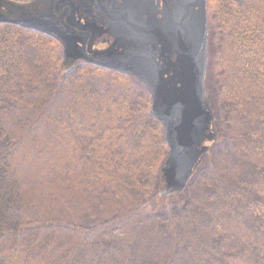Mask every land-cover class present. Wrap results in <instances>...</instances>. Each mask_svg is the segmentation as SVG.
Returning a JSON list of instances; mask_svg holds the SVG:
<instances>
[{"label":"trees","instance_id":"obj_1","mask_svg":"<svg viewBox=\"0 0 264 264\" xmlns=\"http://www.w3.org/2000/svg\"><path fill=\"white\" fill-rule=\"evenodd\" d=\"M207 2L222 141L155 211L149 91L86 61L62 76L58 39L0 24V264H264V0Z\"/></svg>","mask_w":264,"mask_h":264},{"label":"water","instance_id":"obj_2","mask_svg":"<svg viewBox=\"0 0 264 264\" xmlns=\"http://www.w3.org/2000/svg\"><path fill=\"white\" fill-rule=\"evenodd\" d=\"M2 23L58 39L62 76L86 61L141 83L169 144L158 199L185 194L222 141L207 84V0H0Z\"/></svg>","mask_w":264,"mask_h":264},{"label":"rangeland","instance_id":"obj_3","mask_svg":"<svg viewBox=\"0 0 264 264\" xmlns=\"http://www.w3.org/2000/svg\"><path fill=\"white\" fill-rule=\"evenodd\" d=\"M209 43H210V41H209ZM216 48L218 50L217 40L215 42V45L213 47H211V51H212L211 53L212 54H213V52L215 53L214 49H216ZM209 60H210V58H209ZM216 61H217V59L215 57L213 60V66L209 65V67H211V68L209 70V67H208L209 71H208V78H207V80L208 79L210 80L212 89L215 91V93L218 90V86H219V82H220V76H221V70H220L219 66L217 65ZM173 199H177V198H171V199H165V200H159L158 199L159 203H157V205H155V206H151L150 208L152 211L165 209L171 205V203H172L171 200H173Z\"/></svg>","mask_w":264,"mask_h":264}]
</instances>
